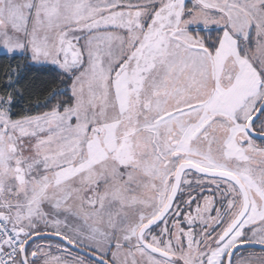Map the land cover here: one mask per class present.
I'll list each match as a JSON object with an SVG mask.
<instances>
[{"label": "snow or ice", "instance_id": "1", "mask_svg": "<svg viewBox=\"0 0 264 264\" xmlns=\"http://www.w3.org/2000/svg\"><path fill=\"white\" fill-rule=\"evenodd\" d=\"M0 264H264V0H0Z\"/></svg>", "mask_w": 264, "mask_h": 264}]
</instances>
